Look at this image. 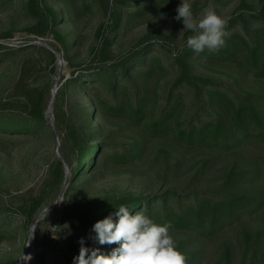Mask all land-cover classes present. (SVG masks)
I'll use <instances>...</instances> for the list:
<instances>
[{
    "label": "rangeland",
    "instance_id": "obj_1",
    "mask_svg": "<svg viewBox=\"0 0 264 264\" xmlns=\"http://www.w3.org/2000/svg\"><path fill=\"white\" fill-rule=\"evenodd\" d=\"M181 2L0 0V264H18L38 219L22 264H73L81 238L108 255L119 245L92 226L162 196L155 223L244 198L170 231L187 264H264V137L223 141L238 102L264 115V0H189L195 18L211 4L227 20L225 45L200 53L175 19ZM30 97L42 123L28 120Z\"/></svg>",
    "mask_w": 264,
    "mask_h": 264
},
{
    "label": "clouds",
    "instance_id": "obj_2",
    "mask_svg": "<svg viewBox=\"0 0 264 264\" xmlns=\"http://www.w3.org/2000/svg\"><path fill=\"white\" fill-rule=\"evenodd\" d=\"M176 11L175 19H182L184 29L193 33L187 39L188 48L196 53L205 49L215 52L225 45L227 20L213 5L206 7L198 19L193 15L189 0H182ZM114 215L118 220L114 221L110 214L92 226L95 233L92 238L100 245L119 246L105 255L98 248L85 247L81 238L79 254L73 258V264H187L186 255L179 250L171 234V222L157 224L143 211L131 214L124 205H120ZM31 238L32 235L29 241ZM21 259L28 261L31 256L22 255Z\"/></svg>",
    "mask_w": 264,
    "mask_h": 264
},
{
    "label": "trees",
    "instance_id": "obj_3",
    "mask_svg": "<svg viewBox=\"0 0 264 264\" xmlns=\"http://www.w3.org/2000/svg\"><path fill=\"white\" fill-rule=\"evenodd\" d=\"M260 17L264 19V9L263 11H259ZM52 23L54 21H51ZM51 23V24H52ZM53 39H55L57 42L61 43L63 46L65 45V40L57 33H54ZM51 55V54H50ZM51 63L54 64V57L51 55ZM55 67V65H54ZM253 101L252 97H248L247 101L245 102H238L236 106H233V112L231 115L227 114L226 112H223V141L227 139L228 137L232 136L233 138L239 133L243 134V140L248 139L252 137L253 131L257 130L259 131L260 135L264 137V115L257 110L253 104L251 103ZM28 120L34 122V123H42L44 119V105L42 98H29L28 101V111H27ZM165 120H163V123L160 125L161 130L165 129ZM26 130H29L28 128H25ZM7 130H23L18 127H9ZM193 135L190 133L188 138L189 141H193L192 139ZM101 151L95 150V158L92 160V164L88 167L91 168L95 162L100 158ZM89 157V154L82 159V162ZM56 181L59 182L61 179V167L60 165L56 168V177H54ZM244 198H237V199H229L226 201H220L216 204H213L212 206L205 205L195 207L197 208L195 210V213H191V217H187V215H179L178 218H175L171 222V224H188L190 222L199 221L201 216L200 214L203 213L205 209H213V215L212 218H215L216 220L223 219V216H225L227 213H230V209L234 208L236 206H239L243 202ZM155 200V202H154ZM159 201H162L161 203H165V196L157 197L155 199H146V198H139L135 199L134 201L130 202L126 207H128L131 214L134 213V211H143L145 215L149 216L153 208L155 207V204ZM171 216H164L161 218V220L157 221V224L163 225L167 222H170L169 219ZM187 219V223H185ZM193 220V221H192ZM39 223V219L37 221V226ZM36 226V231H37ZM36 236V235H35Z\"/></svg>",
    "mask_w": 264,
    "mask_h": 264
},
{
    "label": "bare ground",
    "instance_id": "obj_4",
    "mask_svg": "<svg viewBox=\"0 0 264 264\" xmlns=\"http://www.w3.org/2000/svg\"><path fill=\"white\" fill-rule=\"evenodd\" d=\"M52 95H53V97H55V95H56L55 92H53ZM33 230H34V228H33ZM31 235H32V238H31V240L28 242V247L24 250L23 256H25V255L27 254V252L29 251L31 245L33 244V240L35 239L36 231H33V234H31ZM30 237H31V236H30ZM24 258H25V257H24ZM23 261H24L23 259H20L19 262H18V264H22Z\"/></svg>",
    "mask_w": 264,
    "mask_h": 264
},
{
    "label": "water",
    "instance_id": "obj_5",
    "mask_svg": "<svg viewBox=\"0 0 264 264\" xmlns=\"http://www.w3.org/2000/svg\"><path fill=\"white\" fill-rule=\"evenodd\" d=\"M52 93H53V91H52ZM36 226H37V223L35 224L34 231H36ZM27 247H28V244H27Z\"/></svg>",
    "mask_w": 264,
    "mask_h": 264
}]
</instances>
